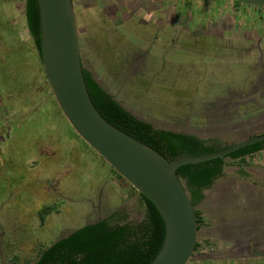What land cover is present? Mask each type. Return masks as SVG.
<instances>
[{
  "label": "rangeland",
  "instance_id": "374dc122",
  "mask_svg": "<svg viewBox=\"0 0 264 264\" xmlns=\"http://www.w3.org/2000/svg\"><path fill=\"white\" fill-rule=\"evenodd\" d=\"M115 1L129 6L124 31H115L108 7L98 9L96 0L72 3L83 68L123 108L155 129L228 144L264 133V8L230 6V0ZM24 52L36 63L28 85L18 72ZM228 164L196 207L205 221L198 241L215 252L198 248L187 264L261 262L225 260L219 251L222 236L243 242L256 228L241 227L232 212L226 226L222 214L227 198L237 210L247 207L237 183L242 171L264 203V150ZM131 189L55 103L23 0H0V264H33L38 250L114 213L139 221L144 204ZM45 207L51 213L41 223Z\"/></svg>",
  "mask_w": 264,
  "mask_h": 264
},
{
  "label": "water",
  "instance_id": "95a60500",
  "mask_svg": "<svg viewBox=\"0 0 264 264\" xmlns=\"http://www.w3.org/2000/svg\"><path fill=\"white\" fill-rule=\"evenodd\" d=\"M264 8V0H230ZM40 62L48 88L76 135L156 209L164 225L162 243L149 264H187L198 243L196 206L176 170L223 159L259 142L264 133L228 144L214 153L169 160L108 123L93 105L83 77L72 0H37ZM206 194V192H204Z\"/></svg>",
  "mask_w": 264,
  "mask_h": 264
},
{
  "label": "trees",
  "instance_id": "16d2710c",
  "mask_svg": "<svg viewBox=\"0 0 264 264\" xmlns=\"http://www.w3.org/2000/svg\"><path fill=\"white\" fill-rule=\"evenodd\" d=\"M231 3L235 7L240 6L239 3L232 1ZM23 16L40 58L37 0H23ZM24 54L18 72L23 85H28L29 78L33 75L29 69L32 68L34 73L36 63L30 55L27 56V52ZM83 77L93 105L108 123L169 160L181 156L214 153L228 145L220 138L203 139L194 134L155 129L150 123L135 117L123 108L84 68ZM44 93L48 92L44 91ZM263 150L264 142H259L240 148L223 159L180 166L176 174L188 192L190 200L197 207L204 199V192L213 186L215 180L225 175V167L229 165L228 160L243 162L245 157ZM118 177L127 183L120 176ZM140 198L144 204V213L139 221L128 222L121 213H114L106 219L74 230L45 249L38 250L33 264H149L162 243L164 225L154 206L141 195ZM50 213L51 210L46 207L39 210L41 223ZM196 215L199 230L203 225V219L198 210ZM199 246L200 244L196 243L194 251Z\"/></svg>",
  "mask_w": 264,
  "mask_h": 264
},
{
  "label": "flooded vegetation",
  "instance_id": "af4514ba",
  "mask_svg": "<svg viewBox=\"0 0 264 264\" xmlns=\"http://www.w3.org/2000/svg\"><path fill=\"white\" fill-rule=\"evenodd\" d=\"M96 6L98 9L100 10H105L107 7V9H109V16H108V20L111 21L112 25H113V28L115 29V31H117L119 28L122 29L124 31V28L127 27V22H128V17H127V13H128V5L127 3L126 4H122L124 0H121V4L120 5L118 3V1H115V0H104V3H100V0H96ZM259 8V7H258ZM154 18V16H153ZM122 31V32H123ZM122 33H120V37H116V39H122ZM256 51H259V48L256 46ZM260 55H261V52H260ZM264 87V85H263ZM263 134V133H262ZM229 166V165H228ZM226 166L225 169L228 167ZM242 178H240L241 180L243 179L244 181H247L249 180L248 179V176H241ZM240 181V180H238ZM251 181V180H249ZM242 196V194H241ZM204 199H205V193H204ZM203 199V200H204ZM248 198H242L243 202L246 203V200ZM252 198H250L251 200ZM203 200L201 201V203L203 202ZM262 202V201H261ZM224 205H227V211L225 213H223L222 215V222L225 223L226 219H225V215L226 213H235L237 216H233L235 219H238L240 220V225L241 227H243L245 224H248L249 226L248 227H252L254 225V227L257 228H254V231H251L252 234L250 235V237H248L247 239H244L245 241L243 242H233L231 241L229 238H224V236H222L221 238V241L224 242L221 246L223 247H226L228 245H230V249L233 250V251H230L229 254H223L225 255L224 257H234L233 259H239L238 257H247V258H254L256 259V257L260 256V255H263L264 254V235H261L259 233V230L262 231V229H264V203H260L258 205V208H260L261 210L259 211L260 213V218H261V221L259 222V220H256L255 218H249L248 219V216H252L254 215V217L256 216V211H254L253 208L250 207V203H249V200L248 202L246 203L247 207L246 209H242V210H237L236 209V206L233 205L232 207L230 206V200H225L224 202ZM232 208V210L230 211V209ZM201 216V215H200ZM203 219V224H205V221H204V218L201 217ZM245 219H248L249 221L248 222H244L242 220H245ZM251 223V225H250ZM227 224V222L225 223V225ZM226 226H230V225H226ZM199 243V242H198ZM200 246H199V251L201 253H204V252H209V253H213L215 252L214 250V246L212 245H209L207 244L206 242H202V243H199ZM216 248V247H215ZM198 249V248H197ZM196 251V250H195ZM195 251L193 252V254L195 253ZM220 252V251H219ZM258 259V258H257Z\"/></svg>",
  "mask_w": 264,
  "mask_h": 264
},
{
  "label": "crops",
  "instance_id": "0c3cea01",
  "mask_svg": "<svg viewBox=\"0 0 264 264\" xmlns=\"http://www.w3.org/2000/svg\"><path fill=\"white\" fill-rule=\"evenodd\" d=\"M230 6H233V5H230ZM239 7H242V8H244L245 6L244 5H240ZM259 153V152H258ZM257 154V153H256ZM255 155V154H254ZM251 156H253V155H251ZM256 167H258V166H256ZM259 169L261 168V167H258ZM262 169V168H261ZM241 174H242V176L243 177H245V175L247 176V174L246 173H244L243 171L241 172ZM240 181H234V182H237V183H239L240 182V187H239V192L242 194V198L244 199V198H248L247 200H246V203L248 202V200H249V203H250V207L251 208H253L254 209V211L255 210H257L256 212V215H260V213H259V211L261 210L260 208H258V205L260 204V203H262L261 202V200L259 199L260 197L258 196L259 195V193H258V191H256V189H253L254 187H256V182H253L252 180L251 181H249V180H247V181H244L243 179L241 180V179H239ZM263 183H264V181H262ZM237 189V188H236ZM226 194V193H225ZM224 194V195H225ZM250 198H252L251 200H250ZM227 200H229L228 198H227ZM256 220H259V218H260V216L259 217H254ZM256 230H257V228H256ZM259 233L261 234V235H264V230L263 231H260L259 230ZM233 242H235L236 243V241H233ZM221 249L220 250H223V251H220V254L221 255H223V254H229L230 253V251H233V250H231L230 249V247H228V246H226V247H224V249H223V247H220ZM234 257H225L224 259L225 260H228V259H233ZM239 259L240 258H242V257H238ZM244 258V257H243ZM255 258V257H254ZM260 259L261 260V262H260V264H264V254L263 255H260V256H258V257H256V259ZM223 259V258H222Z\"/></svg>",
  "mask_w": 264,
  "mask_h": 264
}]
</instances>
